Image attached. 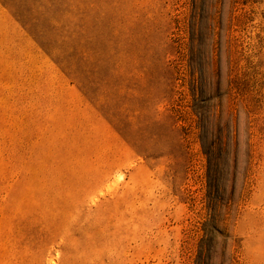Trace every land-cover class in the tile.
<instances>
[{
  "label": "rangeland",
  "instance_id": "rangeland-1",
  "mask_svg": "<svg viewBox=\"0 0 264 264\" xmlns=\"http://www.w3.org/2000/svg\"><path fill=\"white\" fill-rule=\"evenodd\" d=\"M200 259L264 264V0H0V264Z\"/></svg>",
  "mask_w": 264,
  "mask_h": 264
},
{
  "label": "trees",
  "instance_id": "trees-1",
  "mask_svg": "<svg viewBox=\"0 0 264 264\" xmlns=\"http://www.w3.org/2000/svg\"><path fill=\"white\" fill-rule=\"evenodd\" d=\"M199 264H203V261L200 259V262H199Z\"/></svg>",
  "mask_w": 264,
  "mask_h": 264
},
{
  "label": "bare ground",
  "instance_id": "bare-ground-1",
  "mask_svg": "<svg viewBox=\"0 0 264 264\" xmlns=\"http://www.w3.org/2000/svg\"><path fill=\"white\" fill-rule=\"evenodd\" d=\"M122 175H123V173H122ZM122 177V176H121Z\"/></svg>",
  "mask_w": 264,
  "mask_h": 264
}]
</instances>
